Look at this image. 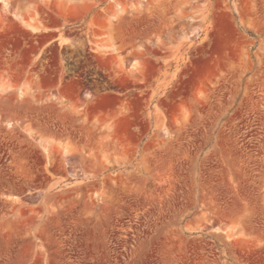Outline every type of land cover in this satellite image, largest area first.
I'll list each match as a JSON object with an SVG mask.
<instances>
[{"label": "rangeland", "instance_id": "obj_1", "mask_svg": "<svg viewBox=\"0 0 264 264\" xmlns=\"http://www.w3.org/2000/svg\"><path fill=\"white\" fill-rule=\"evenodd\" d=\"M6 2L0 264H264V0Z\"/></svg>", "mask_w": 264, "mask_h": 264}, {"label": "crops", "instance_id": "obj_2", "mask_svg": "<svg viewBox=\"0 0 264 264\" xmlns=\"http://www.w3.org/2000/svg\"><path fill=\"white\" fill-rule=\"evenodd\" d=\"M3 3H4V1L6 2V0H1ZM5 4V3H4ZM7 5H8V3L6 2V4H5V6L7 7ZM0 9H1V5H0ZM32 27H34V26H32V25H30L29 26V28H31L32 29ZM32 30H34V29H32ZM20 94L22 95L23 93L22 92H20ZM10 122V121H9ZM10 123H12V122H10ZM14 124V123H13ZM46 151H47V148H46Z\"/></svg>", "mask_w": 264, "mask_h": 264}, {"label": "bare ground", "instance_id": "obj_3", "mask_svg": "<svg viewBox=\"0 0 264 264\" xmlns=\"http://www.w3.org/2000/svg\"><path fill=\"white\" fill-rule=\"evenodd\" d=\"M4 3L6 4V2L4 1ZM32 29H34V30H37V28L36 27H32ZM6 125L7 126H9V127H11V123H6ZM15 197V200H17L18 198L16 197V196H14Z\"/></svg>", "mask_w": 264, "mask_h": 264}]
</instances>
